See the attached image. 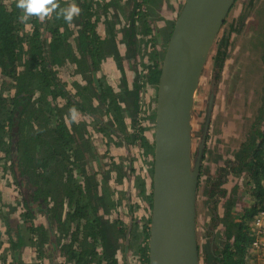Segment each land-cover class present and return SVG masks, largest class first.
<instances>
[{
  "label": "trees",
  "instance_id": "trees-1",
  "mask_svg": "<svg viewBox=\"0 0 264 264\" xmlns=\"http://www.w3.org/2000/svg\"><path fill=\"white\" fill-rule=\"evenodd\" d=\"M73 1L80 12L71 23L57 15L59 8L67 7L64 0H56L58 9L45 20L33 16L22 23L19 19L22 11L16 7V0H0V161L15 180L22 207L19 218L35 240L34 248L40 261L48 256L53 264H119L115 257L119 250L118 239L127 234L129 225L122 228L117 222H111L103 205L104 199L113 192L109 168L115 171L117 165L113 160L108 165L105 163L90 131L114 133L130 147L139 143L145 148V155L151 154L153 158V145L148 144L144 131L138 128V114L145 87H157L163 54L160 58L154 47L161 41L156 37L158 27L149 28V23L143 21L147 17L143 10L149 0H131L127 22L120 27L122 53L118 50L113 27L108 28L105 39L95 31L97 10H105L107 1ZM105 24L112 23L105 21ZM141 26L144 30L139 36L137 28ZM146 37L155 43L150 46L147 65L141 62L142 47H139V42ZM71 45H75L79 58L73 54ZM226 45L227 40L222 38L212 58L220 68L225 57L221 49ZM108 55H112L118 65L119 92L104 85L96 74ZM66 64L73 67L84 82L76 86L74 95L69 94L58 76L60 68ZM125 67L132 74L131 80L127 79ZM89 91L92 96L86 99ZM261 99L263 107L246 140L235 152L234 160L219 162L214 174L206 179L205 197L214 206L224 201V210L219 218L215 207L212 209L211 222L214 227L221 225V235L218 237L213 229H207V240L200 255L202 264H246L250 257L254 241L252 221L264 213V129L260 126L264 94ZM59 100L64 101V106ZM63 107L66 111L73 109L91 115V123L70 121L68 124ZM101 111L105 119L98 115ZM154 117L153 112L151 118ZM206 117L207 110L202 129ZM127 118L131 121L130 132L125 125ZM207 131L201 164L207 154ZM152 172L153 161L151 179ZM202 175L203 166H200L199 184ZM228 175L243 176L247 195L254 200L241 209V213L237 204L243 190L234 185L227 191L223 185ZM148 193L146 201L151 209V183ZM0 214L5 225V232L0 233V248L6 243L7 251L11 252L10 261L4 255H0V261L23 264L19 255L25 242L19 228L13 224L17 221L10 220L2 209ZM38 217L44 218L42 224H36ZM143 222L145 242L149 236V217ZM123 252H126L125 247ZM139 253L142 263L148 264V248Z\"/></svg>",
  "mask_w": 264,
  "mask_h": 264
},
{
  "label": "rangeland",
  "instance_id": "rangeland-1",
  "mask_svg": "<svg viewBox=\"0 0 264 264\" xmlns=\"http://www.w3.org/2000/svg\"><path fill=\"white\" fill-rule=\"evenodd\" d=\"M64 1H67V6L74 3L73 0ZM99 1L104 2L105 0ZM106 1L108 3L107 8L103 11L101 9L97 10L98 22L96 23L95 31L101 38L105 39L108 28L110 26L113 27L116 33L115 41L118 44V50L122 53L123 45L120 39V27L127 22L131 0ZM183 3L184 0H149L145 5L143 12L146 13L147 17L146 19L143 18V21L146 20L149 23V28L158 27L159 35L156 37L161 43L156 45L154 41L149 40V37L139 42V47H142L141 55L143 59L141 62L143 64L147 65L149 62L150 46L152 44H155L156 47H153L155 51L157 50L160 58L164 54L168 42L167 37L172 32V26ZM250 3L251 6L249 7ZM105 21L112 24L106 25ZM137 30L140 36V32L144 30V27H138ZM222 38L227 40V45L225 49H221V51L225 52V57L220 68L219 65L214 64L212 58L216 55L218 44ZM145 43L146 45L143 46ZM71 46L73 54L79 58V52L76 51L75 45ZM128 70L129 68L125 67L127 79L131 80L132 74ZM219 70L220 73H218ZM75 72L73 67L71 68L69 64H66V66L64 65L60 68L58 73L60 80L65 84V89L70 95L75 94L77 85L84 83L82 77ZM96 74L104 85L112 87L115 91H120L121 76L118 72V65H116L112 55H108L103 59ZM145 88L146 90L141 96V105H139L138 128L144 131L143 134L151 146L153 145L155 125V117H151L154 112L156 88L151 86H146ZM263 94L264 0H237L210 52L194 104L193 137L196 146H198L203 134L204 114H206L209 102L212 100V111L207 131V154L201 164L203 166V175L200 178L196 201L197 242L201 254L207 240V229H213V232L218 237L221 235V225L217 224L214 227L211 222L214 216L212 209L215 207V212L219 218L222 217L224 210V201H219L214 206L205 197L204 186L206 179L214 174L219 162L234 160L235 152L246 140L248 131L259 115V109L263 107L261 99ZM91 96L92 91H89L86 99ZM59 103L64 106V101L59 100ZM63 115L68 124H70V121L91 123V115L75 112L73 109L66 111L63 107ZM98 115H103V119H105L103 111H101V114L98 112ZM108 116L112 117V114L109 113ZM130 122L128 118L125 121L126 129L129 132L131 131ZM260 126L264 129V115ZM118 131V134H120L121 129L119 128ZM90 134L98 154L102 155L105 163L108 165L110 160H113L117 165L114 168L115 171H112L111 167L109 168V184L112 186L113 192L103 202V205L106 206L107 217L111 222H117V226L122 228H128L127 226L129 225L127 234L118 239L119 250L116 252V260L119 264H143L139 252H144L148 243V240L144 242L143 219H147L150 215L146 197L149 194L151 183L150 163H152L153 158L151 154L145 155V148L140 146L139 143L130 147L122 143L114 133L110 134L104 131L103 133H94V135L90 131ZM129 167L132 168L133 174H131ZM245 181L243 176L228 175L226 183L223 185L227 191H230L234 185H237L241 192L243 190V193L240 194V201L237 204L239 213H241V209L248 207L254 201L253 198L247 195ZM15 186L13 176L5 169L3 161H0V209L9 216L10 220L17 221V223L13 221V224L14 226L17 225L23 235L25 243L19 255L22 263L53 264L49 262L51 257L47 256L42 261L37 258L34 248L35 240L34 238L31 239L32 236L27 231V225H24L19 218L22 207ZM262 186L264 189V180L262 181ZM2 216L0 214V233L3 234L5 225L1 220ZM130 218L132 219L131 222ZM35 222L39 224L41 222L40 218L38 217ZM112 237L115 239V235L112 234ZM3 240L5 241L6 238L3 237ZM124 247L126 252H123ZM7 250L8 245L4 243L0 248V255H4L6 260L10 261L11 252ZM200 261L202 264V260ZM0 264H2L1 261Z\"/></svg>",
  "mask_w": 264,
  "mask_h": 264
},
{
  "label": "water",
  "instance_id": "water-1",
  "mask_svg": "<svg viewBox=\"0 0 264 264\" xmlns=\"http://www.w3.org/2000/svg\"><path fill=\"white\" fill-rule=\"evenodd\" d=\"M236 1L184 0L174 21L156 87L148 264H201L196 201L212 100L198 146L194 104L210 52Z\"/></svg>",
  "mask_w": 264,
  "mask_h": 264
},
{
  "label": "clouds",
  "instance_id": "clouds-1",
  "mask_svg": "<svg viewBox=\"0 0 264 264\" xmlns=\"http://www.w3.org/2000/svg\"><path fill=\"white\" fill-rule=\"evenodd\" d=\"M16 7L22 11L19 19L24 23L33 16L43 21L56 12L59 6L56 0H16ZM79 12V7L72 3L67 7L59 8L57 15L62 16L65 22L71 23L73 17L77 16Z\"/></svg>",
  "mask_w": 264,
  "mask_h": 264
},
{
  "label": "built area",
  "instance_id": "built-area-1",
  "mask_svg": "<svg viewBox=\"0 0 264 264\" xmlns=\"http://www.w3.org/2000/svg\"><path fill=\"white\" fill-rule=\"evenodd\" d=\"M251 230L254 241L246 264H264V213H260L253 219Z\"/></svg>",
  "mask_w": 264,
  "mask_h": 264
},
{
  "label": "flooded vegetation",
  "instance_id": "flooded-vegetation-1",
  "mask_svg": "<svg viewBox=\"0 0 264 264\" xmlns=\"http://www.w3.org/2000/svg\"><path fill=\"white\" fill-rule=\"evenodd\" d=\"M249 10V9H248ZM38 220V219H37ZM41 222L39 224H42L44 221V218H40ZM116 257V256H115Z\"/></svg>",
  "mask_w": 264,
  "mask_h": 264
},
{
  "label": "crops",
  "instance_id": "crops-1",
  "mask_svg": "<svg viewBox=\"0 0 264 264\" xmlns=\"http://www.w3.org/2000/svg\"><path fill=\"white\" fill-rule=\"evenodd\" d=\"M63 101V100H62ZM194 115V114H193Z\"/></svg>",
  "mask_w": 264,
  "mask_h": 264
}]
</instances>
